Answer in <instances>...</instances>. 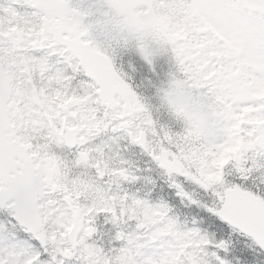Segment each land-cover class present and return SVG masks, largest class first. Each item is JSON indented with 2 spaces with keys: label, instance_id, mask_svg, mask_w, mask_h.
Wrapping results in <instances>:
<instances>
[{
  "label": "snow or ice",
  "instance_id": "obj_1",
  "mask_svg": "<svg viewBox=\"0 0 264 264\" xmlns=\"http://www.w3.org/2000/svg\"><path fill=\"white\" fill-rule=\"evenodd\" d=\"M0 264H264V0H0Z\"/></svg>",
  "mask_w": 264,
  "mask_h": 264
}]
</instances>
